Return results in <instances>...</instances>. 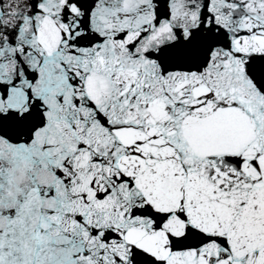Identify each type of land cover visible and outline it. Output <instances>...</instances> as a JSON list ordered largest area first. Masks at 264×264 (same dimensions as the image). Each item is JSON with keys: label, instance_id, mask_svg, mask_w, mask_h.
<instances>
[{"label": "snow or ice", "instance_id": "obj_1", "mask_svg": "<svg viewBox=\"0 0 264 264\" xmlns=\"http://www.w3.org/2000/svg\"><path fill=\"white\" fill-rule=\"evenodd\" d=\"M0 264H264V0H0Z\"/></svg>", "mask_w": 264, "mask_h": 264}]
</instances>
